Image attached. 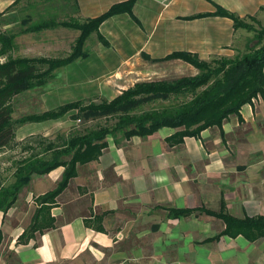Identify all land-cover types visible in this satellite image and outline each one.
I'll list each match as a JSON object with an SVG mask.
<instances>
[{
  "label": "crops",
  "instance_id": "crops-1",
  "mask_svg": "<svg viewBox=\"0 0 264 264\" xmlns=\"http://www.w3.org/2000/svg\"><path fill=\"white\" fill-rule=\"evenodd\" d=\"M16 1L0 0V13L7 15ZM72 1L85 20L129 0ZM218 6L264 22V0H136L133 15L121 13L101 24L108 45L95 33L87 55L64 67L66 81L45 93L44 111L87 97L111 101L138 83L199 75L193 64L167 59L173 53L206 62L245 53L252 32L236 29L229 17L210 15ZM70 115L71 121L22 125L16 141L69 130L77 123ZM241 116L178 145L169 139L181 129L167 127L147 138L109 136L100 158L78 165L47 212L54 225L35 232L30 229L41 208L37 198L57 187L65 168L34 177L2 213L0 251L6 243L7 253H0V264H264V237H230L222 219L200 211L225 209L239 220L264 217V101L244 105ZM183 209L195 212L170 214Z\"/></svg>",
  "mask_w": 264,
  "mask_h": 264
},
{
  "label": "trees",
  "instance_id": "trees-1",
  "mask_svg": "<svg viewBox=\"0 0 264 264\" xmlns=\"http://www.w3.org/2000/svg\"><path fill=\"white\" fill-rule=\"evenodd\" d=\"M24 0H17L16 7ZM136 0L114 5L106 13L94 19L58 22L56 18L35 22L31 14L2 24L0 28V153L6 149H20L24 156L13 165L14 181L5 186L0 183V212L4 215L16 204L22 190L34 177L49 174L58 167L65 171L57 187L37 198L41 208L30 231L52 227L54 221L47 212L56 198L77 175L78 165L98 160L108 147L107 138L113 136L130 140L134 136L147 138L162 128L181 129L169 139L172 145L183 142L185 137H199L208 129L222 130L223 123L232 115L240 120L242 107L255 99L264 101V26L257 30L245 19L218 6L210 15L229 17L235 28L256 32L257 44L234 59L222 58L211 62L202 61L190 53H173L167 59H183L200 70L195 77L169 81L138 83L111 101L99 103L74 101L56 109L13 118V102L17 96L37 88L46 87L56 77V71L87 55V40L96 33L98 39L108 45L100 33L101 24L108 18L129 13L133 15ZM33 3L28 2V6ZM76 8H78L75 2ZM26 10V9H24ZM4 13H0V18ZM256 21L254 17H249ZM15 22L22 33H37L58 25L80 31L69 55L64 57H16V32L5 28ZM71 114L78 122L68 133L52 137L32 135L21 142L16 141V130L25 124L57 120ZM223 134V132H222ZM224 135V134H223ZM222 219L226 224L224 234L230 237L243 235L250 241L264 237V217L239 220L225 209L220 212L200 209ZM194 210H171L173 218L187 217ZM3 235L0 232V244Z\"/></svg>",
  "mask_w": 264,
  "mask_h": 264
},
{
  "label": "rangeland",
  "instance_id": "rangeland-1",
  "mask_svg": "<svg viewBox=\"0 0 264 264\" xmlns=\"http://www.w3.org/2000/svg\"><path fill=\"white\" fill-rule=\"evenodd\" d=\"M28 2L33 3L32 6H28ZM75 9V3L72 0H24L16 7H13L11 8V10L7 11V15L0 18V28L2 29L3 23L13 21L16 18L15 13L20 14V18L31 14L35 22H39L42 20H50L54 18H56L58 22H62L69 19H74L75 21H84L83 19H79L78 15L75 13ZM245 22L248 25H252L257 30H260L261 27L264 26V22H261L257 19L256 21H251L249 19ZM5 28H9L12 30V32H16L17 34L16 49L14 51V56L16 57L67 56L70 54L72 46L80 35V31L66 28L61 25H58L53 29H48L37 33H22V27L20 25L17 26L15 22L10 23L9 25L5 26ZM250 32H252L253 38L252 40H250L249 38L246 52L249 51L250 47H254L257 44L256 32ZM94 37L96 36H92V41L94 40ZM87 44L88 40L84 48L86 52H88L91 47L90 43L89 46H87ZM63 71L64 67L57 70L55 72L57 74L56 77L51 80L48 86L37 88L29 92H24L17 96L13 102V118L19 119L25 115L41 113L44 112V110L48 109V104L44 103V97L46 95L45 93L49 89L53 90L55 87H58V85L60 86V84H63L64 81H66ZM102 99L104 98L87 97L85 98V100L82 101H84L86 104L89 103V101L99 103ZM67 120H70L69 116H65V118L61 121ZM74 125H78V122L73 124L69 130L58 131L54 133V135H52L51 137L54 138L58 134L68 133L71 129L75 127ZM23 156L24 153L20 149H6L0 153V183L2 185L7 186L14 181L13 173L15 171V168L13 164ZM239 208L240 207L238 206H232V212H238ZM3 224L4 218L2 217V212H0L1 231ZM4 245H6V243L3 244V247H5ZM3 247L0 253L2 252V255H6V248Z\"/></svg>",
  "mask_w": 264,
  "mask_h": 264
},
{
  "label": "built area",
  "instance_id": "built-area-1",
  "mask_svg": "<svg viewBox=\"0 0 264 264\" xmlns=\"http://www.w3.org/2000/svg\"><path fill=\"white\" fill-rule=\"evenodd\" d=\"M163 3L167 4L170 2V0H161Z\"/></svg>",
  "mask_w": 264,
  "mask_h": 264
}]
</instances>
